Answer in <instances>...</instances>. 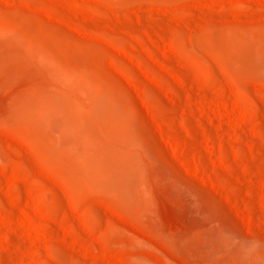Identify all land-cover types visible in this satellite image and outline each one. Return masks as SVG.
<instances>
[{"label":"rangeland","instance_id":"obj_1","mask_svg":"<svg viewBox=\"0 0 264 264\" xmlns=\"http://www.w3.org/2000/svg\"><path fill=\"white\" fill-rule=\"evenodd\" d=\"M0 264H264V0H0Z\"/></svg>","mask_w":264,"mask_h":264}]
</instances>
